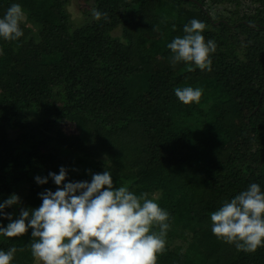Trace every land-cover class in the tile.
<instances>
[{"label":"trees","instance_id":"16d2710c","mask_svg":"<svg viewBox=\"0 0 264 264\" xmlns=\"http://www.w3.org/2000/svg\"><path fill=\"white\" fill-rule=\"evenodd\" d=\"M70 1L0 0V18L12 3L25 12L24 35L0 38V203L19 197L4 213L17 219L21 208L42 204L46 188L37 176L64 167L65 183H90L109 170L114 188L147 192L169 213L156 264H264V246L238 251L213 235L210 221L231 189L238 195L257 183L264 192V0H80L108 19L92 16L75 28ZM246 3L251 9L242 11ZM224 6L232 15L215 20ZM192 19L205 23L201 34L217 45L211 71L170 62L167 44ZM117 29L122 35L114 37ZM230 31L244 38L243 59L227 50ZM155 56L161 65L145 73ZM189 86L203 90L199 103L175 96ZM68 121L75 134L61 131ZM229 137L237 141L226 143ZM29 233L0 236V250L23 240L29 251ZM17 254L11 264L38 262Z\"/></svg>","mask_w":264,"mask_h":264},{"label":"clouds","instance_id":"9594fccd","mask_svg":"<svg viewBox=\"0 0 264 264\" xmlns=\"http://www.w3.org/2000/svg\"><path fill=\"white\" fill-rule=\"evenodd\" d=\"M95 20H107L108 13L92 10ZM25 19L21 5L12 3L0 18V38L16 41L24 35L20 24ZM204 22L192 19L183 27L184 35L175 37L167 48L171 50L172 66L189 65V72L211 71V54L217 45L205 41L201 34ZM0 49V55H3ZM175 96L185 105L199 103L203 90L177 87ZM111 171L95 173L91 182H67V170L49 173L57 186L53 192L39 194L42 204L36 209L21 208L19 217L4 213L18 205L19 197L10 195L0 203V236L15 238L31 229L30 252L39 264H156L157 254L165 249L169 230V213L148 198V193L134 194L127 185L113 187ZM48 178L37 176V184ZM211 231L218 239L234 244L238 251L254 253L264 246V192L257 183L250 184L230 201L211 213ZM158 227V231L154 230ZM11 247L0 250V264H11L17 251Z\"/></svg>","mask_w":264,"mask_h":264},{"label":"rangeland","instance_id":"374dc122","mask_svg":"<svg viewBox=\"0 0 264 264\" xmlns=\"http://www.w3.org/2000/svg\"><path fill=\"white\" fill-rule=\"evenodd\" d=\"M91 5L88 3V2H83V1H80V0H72L70 1L69 5L66 6V10L67 12L69 13L70 15V18H71V21H72V24H73V27H78L80 25H82L83 23H89L91 21V18H92V12L90 11L91 10ZM251 9V4H244L243 5V9L242 11H249ZM232 11L233 8L230 9V7H219L217 9V11H215V20H221L222 18H229V16H231L232 14ZM242 11H238V13L240 15L243 14ZM220 15L219 16H216L217 14ZM236 18V17H235ZM28 27V24L26 25ZM215 27H219L218 26V23H215ZM122 35V30L121 29H117L113 32V36L114 37H118V36H121ZM152 37V35H151ZM245 44V41H244V38L241 37L240 35H238L235 31H230L229 33V37H228V42H227V50L229 51V53H231V57L232 58H238V59H243V49H244V45ZM232 47H231V46ZM167 59L169 58V55L166 56ZM165 62V60H164ZM161 65V59L158 57V56H155V57H152V59H148L147 60V63L143 64V68H145L146 72L145 73H149L150 71L156 69L157 67H159ZM147 76V75H145ZM138 82L140 83L139 79H138ZM137 87V86H136ZM232 107L235 108V110H240V106L238 104L233 103L232 104ZM60 129L61 131H63L66 135H72V134H75L76 133V129H75V124L71 123V122H65V123H61L60 124ZM237 139L236 138H231L229 137L228 140L226 141V143H231V142H236ZM65 163H69V160L66 158V161ZM74 166L76 169H80V166L78 163H74ZM70 168H68V170L70 171ZM50 173V172H49ZM48 173V174H49ZM51 173H56L58 174L59 172L57 171H54V172H51ZM48 174L47 175H44L43 177L41 178H48ZM40 188L41 187H45L46 189L48 188H51L52 186H54V182L51 180V178H48L47 180V183L46 184H37ZM231 197L234 198L236 196V191L234 192V190L231 189ZM27 194H23L21 196V200L23 201L25 199V196ZM26 239H32L31 237V234H27L25 236ZM182 244L180 241H176L174 242V245L178 246ZM20 248H24L25 250L23 252H20L18 251V254L17 256L18 257H24V256H27L26 254H30L31 255V252L30 250L27 251L25 246H24V243H23V240H21L19 246H18V249ZM36 264H39V262H36Z\"/></svg>","mask_w":264,"mask_h":264}]
</instances>
